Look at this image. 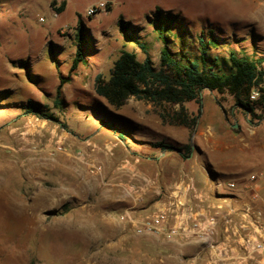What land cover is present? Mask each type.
I'll return each instance as SVG.
<instances>
[{"label": "rangeland", "instance_id": "374dc122", "mask_svg": "<svg viewBox=\"0 0 264 264\" xmlns=\"http://www.w3.org/2000/svg\"><path fill=\"white\" fill-rule=\"evenodd\" d=\"M102 2L111 11L88 16ZM158 15L172 25L168 47L197 64L201 40L207 66L222 73L231 71V53L264 59V0H0V264H124L107 243L110 221L120 211L95 179H84L82 189L63 190L59 167L77 137L108 127L101 121L130 136L142 132L141 117L179 110L136 99L115 109L94 91L96 77L109 78L122 51L140 61L150 57L160 67ZM79 27L85 29V61L71 72ZM62 78L69 80L58 95ZM202 97L201 112L220 107L231 123L256 128L264 143L259 108L255 114L262 119L250 122L228 93ZM28 107L59 120L28 114Z\"/></svg>", "mask_w": 264, "mask_h": 264}, {"label": "crops", "instance_id": "0c3cea01", "mask_svg": "<svg viewBox=\"0 0 264 264\" xmlns=\"http://www.w3.org/2000/svg\"><path fill=\"white\" fill-rule=\"evenodd\" d=\"M205 92L210 91L202 94ZM198 107L197 103L185 104L190 115H196ZM213 108L201 112L193 131L164 122L158 113L154 118L141 117L142 132L122 134L126 140L104 127L84 140L77 137L61 154L63 190L82 189L84 179H95L101 195L120 211V217L110 221L107 239L109 250L122 255L118 262L257 264L242 257L236 247L228 251L234 244L223 242L220 233L219 245L211 248L192 229L215 211L228 214L249 204L241 185L251 174L264 171V143L256 128L245 129L246 136L241 123H231L220 107ZM155 143L177 150L162 149ZM187 145L191 149L185 150ZM230 181L238 182L239 188L229 190L226 184ZM132 186L140 191L133 192ZM259 205L264 208L263 203ZM162 212L170 215L169 228H181L179 236L138 234L134 224L120 221L128 215L140 224Z\"/></svg>", "mask_w": 264, "mask_h": 264}, {"label": "trees", "instance_id": "16d2710c", "mask_svg": "<svg viewBox=\"0 0 264 264\" xmlns=\"http://www.w3.org/2000/svg\"><path fill=\"white\" fill-rule=\"evenodd\" d=\"M65 6L66 2H63L62 9ZM108 10L111 11L110 6H108ZM119 25L123 29L127 26L123 20L119 21ZM156 29L164 42L159 68L154 67L150 57L140 61L136 54L122 51L114 63L110 77L105 78L102 75L96 77L94 91L97 96L105 99L109 106L121 109L128 104L130 99L145 101L154 106H179V110L173 114L160 113V117L164 122L182 125L193 131L202 110V92L208 90L212 93L221 95L228 93L232 96L235 106L248 116L250 122L260 121L264 118V59L250 60L231 53L229 58L231 71L222 73L211 65L207 66V45L203 40L200 41L201 63L197 64L192 59L186 58L185 55H179L168 47L172 25L170 22L162 20L160 15L157 16ZM84 30L83 27H79L77 51L72 62L71 72L76 71L80 63L85 61L84 47L87 48V43H85ZM208 44L216 45L214 40L209 41ZM139 46L143 50L146 49L142 43H139ZM68 80L69 78L61 79L57 89L58 95ZM253 89H257L259 92V97L255 102L256 106L251 99ZM216 101L221 106L220 101L218 99ZM188 103L198 104L199 110L196 115L189 114L185 108V104ZM57 105H60V101L57 102ZM258 108L261 110L262 118L255 114ZM27 113L37 115L42 119L56 122L59 120L56 116L46 115L35 107H28ZM101 125L108 126L119 135L121 140H126V137L122 135L125 134V131L121 130L123 127L120 126L119 129L114 123L108 121H101ZM62 127L68 129L65 124H62ZM154 146L162 149L170 148L163 143H155ZM188 149H191V145L185 146V150Z\"/></svg>", "mask_w": 264, "mask_h": 264}, {"label": "built area", "instance_id": "2783aa9c", "mask_svg": "<svg viewBox=\"0 0 264 264\" xmlns=\"http://www.w3.org/2000/svg\"><path fill=\"white\" fill-rule=\"evenodd\" d=\"M108 5L100 3L93 6L88 11V16H94L99 12L107 11ZM259 97L257 89H253V99ZM229 190H236L239 184L236 181H230L226 184ZM244 192L249 195V204L242 209L223 214L215 211L202 223H195L192 229L197 234L206 239L211 248H216L219 243L217 236L222 235L223 242L234 244L232 248H237L242 253V257L250 262L264 264V171L251 174L249 179H245L241 185ZM133 192H139L140 188L132 186ZM221 209V207L219 208ZM121 220H128L137 227V233L166 234L168 236H179L180 227L170 226V215L162 212L151 218L145 219L142 223H136V220L128 215L121 217Z\"/></svg>", "mask_w": 264, "mask_h": 264}, {"label": "water", "instance_id": "95a60500", "mask_svg": "<svg viewBox=\"0 0 264 264\" xmlns=\"http://www.w3.org/2000/svg\"><path fill=\"white\" fill-rule=\"evenodd\" d=\"M234 127H235V128H237V127H238V125L236 124V125H234Z\"/></svg>", "mask_w": 264, "mask_h": 264}]
</instances>
